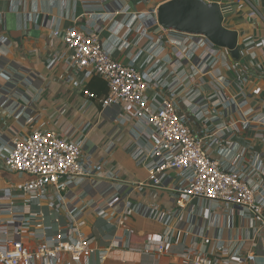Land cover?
<instances>
[{
    "label": "crops",
    "instance_id": "1",
    "mask_svg": "<svg viewBox=\"0 0 264 264\" xmlns=\"http://www.w3.org/2000/svg\"><path fill=\"white\" fill-rule=\"evenodd\" d=\"M165 1H114L108 10L146 11ZM203 1L238 3L236 12L225 24L239 32L241 44L246 38H257L255 46L243 50L241 69L245 76L253 74L256 83L252 91L258 90L261 94L264 67L256 71L252 61L256 56L264 59V0ZM251 5L261 9L263 16L249 18ZM100 10V0H0V240L22 239L34 248L38 243L32 234H42L36 227L38 223L49 238L60 231L74 235L78 227L70 211L80 200L78 206L83 209L86 220L83 229L95 239L97 247L86 264H131L130 260L134 264H182L181 255L186 251L211 252L221 244L242 247L243 252L254 251L257 254L254 264H264V225L209 202L202 206L192 202L165 225L164 214L177 210L174 192L148 185L138 187L140 183H150L149 172L135 160L131 149L151 151L150 128L143 120L126 117L118 103L105 106L103 99L109 92L106 80L86 76L84 71L69 64L64 57L66 45L52 34L57 28L92 27L95 23L91 16L94 18V13ZM122 18L124 14L119 16ZM139 27L136 22L132 46L128 49L111 45L107 41V30L102 33V43L116 59L129 63V55L138 57L156 41L152 34L138 41ZM165 42L161 58L177 51L167 39ZM146 54L143 52L140 56L138 65L146 60ZM225 59L229 64L234 62L231 56ZM198 62L199 58L195 63ZM185 69L192 72L190 64H186ZM219 70V74L214 72L191 83L195 91L201 90L197 102L213 90L211 83L219 85L223 79H235L236 75L227 67L220 66ZM216 75L219 80L214 78ZM230 92H235L233 87ZM177 105L185 121L197 134L203 135L207 128L197 118L193 105L187 99L177 100ZM38 128L57 131L79 143L82 161L90 175L61 193L54 189L48 191L46 197L24 196L20 184L25 175L8 170L4 159L12 150L14 140L25 139ZM228 142L250 145L247 156L257 154L264 165V133H234ZM228 142L211 148L213 157L221 158L218 153L228 148ZM208 144L206 139L205 147ZM161 178L167 188L182 183L181 176L173 170L165 172ZM6 189L11 190L9 196L3 195ZM115 196H119V201L113 208L111 200ZM131 207H135L136 212L124 220ZM101 209L107 215L99 213ZM113 209L117 214L110 216ZM25 222L29 227L16 232ZM167 231L181 236L167 247L164 255L158 257L154 251L143 250L146 241L158 240ZM113 242H119L120 247L113 248ZM99 251L106 252L104 261ZM136 254V258L128 259ZM59 264L73 263L64 254Z\"/></svg>",
    "mask_w": 264,
    "mask_h": 264
},
{
    "label": "built area",
    "instance_id": "2",
    "mask_svg": "<svg viewBox=\"0 0 264 264\" xmlns=\"http://www.w3.org/2000/svg\"><path fill=\"white\" fill-rule=\"evenodd\" d=\"M114 1L121 0H100L101 10L94 13V18L91 16L94 26L57 28L52 34L66 45L64 57L69 64L84 71L86 76L106 80L109 92L103 99L105 106L118 103L126 117L143 120L150 128L151 151L144 153L131 149L135 160L149 172L150 183L143 182L138 187L148 185L174 192L177 210L173 214H164L165 225L192 202L201 203V206L214 203L264 225V165L261 158L257 154L247 156L248 144L228 142L234 133H264V91L261 94L257 93L258 90L252 91L256 83L253 74H242L241 60L227 63L225 57L230 56L229 50L214 44L205 35L179 32L161 25L157 7L146 11H130L129 8L109 11L108 6ZM123 14L124 18L119 19ZM262 16V10L251 5L248 17L258 19ZM136 22L140 26L138 41L149 34L156 37V41L143 49L138 57L129 55L130 62L124 63L102 43V33L104 30L109 32L107 41L111 45L128 49L132 46ZM165 39L177 51L161 58ZM256 44L257 38H246L241 44L239 34L241 53ZM143 52L147 53L146 60L138 65ZM198 58L199 62L195 63ZM263 62L264 59L258 56L254 58L252 63L256 71L264 67ZM186 64H190L192 72H186ZM220 66L234 72L235 79H223L219 85L211 83L213 90L197 102L201 90L195 91L191 83L212 76L214 72L219 74ZM214 78L219 80L218 75ZM232 87L234 93L230 92ZM179 99H187L193 105L197 118L207 128L203 135L197 134L178 111ZM206 139L209 140L208 147H205ZM225 141L229 145L219 151L221 158L213 157L210 149ZM81 156L79 143L57 131L38 128L25 139L14 140L4 162L8 170L25 175L20 184L23 195L40 198L54 189L61 193L90 175ZM171 170L178 172L182 183L167 188L161 176ZM10 194L11 190L6 189L3 195ZM79 201L70 211L78 227L76 234L60 231L49 238L42 224L38 223L36 227L42 234H32L38 243L34 248L22 239L0 240V264H59L64 254L73 264H86L97 252V247L95 239L83 229L86 220L83 209L78 206ZM118 201L119 196H115L111 206L114 208ZM136 210L135 207L129 208L124 220ZM99 213L107 215L102 209ZM116 214L115 210L109 213L110 216ZM27 227L29 223L25 222L16 228V232ZM178 236L172 231L164 232L158 240L146 241L143 250L162 256ZM112 247L118 248L120 243L113 242ZM98 253L104 261L106 252ZM256 260L254 251L243 252L242 247L225 244L211 252L186 251L181 255L182 264H254Z\"/></svg>",
    "mask_w": 264,
    "mask_h": 264
},
{
    "label": "water",
    "instance_id": "3",
    "mask_svg": "<svg viewBox=\"0 0 264 264\" xmlns=\"http://www.w3.org/2000/svg\"><path fill=\"white\" fill-rule=\"evenodd\" d=\"M238 3L221 4L201 0H167L157 6L159 23L179 32L202 34L214 44L227 48L234 61L242 53L239 32L225 26V20L237 10Z\"/></svg>",
    "mask_w": 264,
    "mask_h": 264
},
{
    "label": "rangeland",
    "instance_id": "4",
    "mask_svg": "<svg viewBox=\"0 0 264 264\" xmlns=\"http://www.w3.org/2000/svg\"><path fill=\"white\" fill-rule=\"evenodd\" d=\"M137 257V254L136 255H133V256H131V257H129L128 259H131V258H136ZM131 261V264H134V262L132 261V260H130Z\"/></svg>",
    "mask_w": 264,
    "mask_h": 264
}]
</instances>
